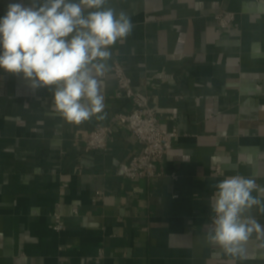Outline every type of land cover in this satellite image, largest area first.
I'll return each mask as SVG.
<instances>
[{
	"label": "crops",
	"instance_id": "1",
	"mask_svg": "<svg viewBox=\"0 0 264 264\" xmlns=\"http://www.w3.org/2000/svg\"><path fill=\"white\" fill-rule=\"evenodd\" d=\"M11 2L0 0V16ZM109 3L134 29L111 47L104 119L69 124L51 91L0 71V264H264V232L244 244L243 258L205 239L212 185L244 175L264 186V0ZM222 10L237 13L226 32L214 17ZM115 60L177 132L162 177L117 175L138 151L121 128L107 152L80 141L128 109ZM252 215L264 225V215Z\"/></svg>",
	"mask_w": 264,
	"mask_h": 264
},
{
	"label": "clouds",
	"instance_id": "2",
	"mask_svg": "<svg viewBox=\"0 0 264 264\" xmlns=\"http://www.w3.org/2000/svg\"><path fill=\"white\" fill-rule=\"evenodd\" d=\"M131 17L109 0H13L0 16V71L19 76L32 90L52 92V107L69 124L104 119L101 89L111 47L133 32ZM211 227L205 235L231 256L264 225V186L244 175L212 185Z\"/></svg>",
	"mask_w": 264,
	"mask_h": 264
},
{
	"label": "built area",
	"instance_id": "3",
	"mask_svg": "<svg viewBox=\"0 0 264 264\" xmlns=\"http://www.w3.org/2000/svg\"><path fill=\"white\" fill-rule=\"evenodd\" d=\"M214 17L219 29L226 32L235 25L237 13L222 10ZM110 69L118 88L128 101V109L106 124H96L80 141L91 151L107 152L115 129L121 128L136 138L138 151L118 164L117 175L130 181H150L162 177L166 174L165 157L173 146L177 132L164 127L161 116L150 99L135 91L133 79L120 61H113ZM100 197L101 192H96L94 200L97 201ZM74 212L78 213V210L74 209ZM52 219L55 231L60 232L65 228L64 219L59 212H55ZM210 227L209 219L207 229Z\"/></svg>",
	"mask_w": 264,
	"mask_h": 264
}]
</instances>
